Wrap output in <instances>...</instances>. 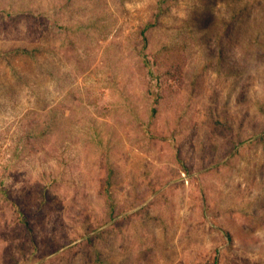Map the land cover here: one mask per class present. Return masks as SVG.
Instances as JSON below:
<instances>
[{
  "label": "rangeland",
  "instance_id": "1",
  "mask_svg": "<svg viewBox=\"0 0 264 264\" xmlns=\"http://www.w3.org/2000/svg\"><path fill=\"white\" fill-rule=\"evenodd\" d=\"M0 264H264V0H0Z\"/></svg>",
  "mask_w": 264,
  "mask_h": 264
},
{
  "label": "built area",
  "instance_id": "2",
  "mask_svg": "<svg viewBox=\"0 0 264 264\" xmlns=\"http://www.w3.org/2000/svg\"><path fill=\"white\" fill-rule=\"evenodd\" d=\"M181 177H182V180H183L186 184H188V179H187V177H186V175H185L184 173L181 174Z\"/></svg>",
  "mask_w": 264,
  "mask_h": 264
}]
</instances>
